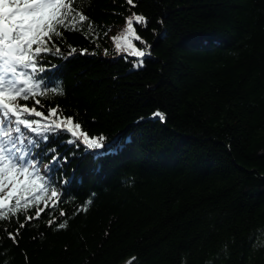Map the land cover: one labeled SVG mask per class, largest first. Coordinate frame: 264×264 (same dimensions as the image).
Instances as JSON below:
<instances>
[{"label":"trees","instance_id":"16d2710c","mask_svg":"<svg viewBox=\"0 0 264 264\" xmlns=\"http://www.w3.org/2000/svg\"><path fill=\"white\" fill-rule=\"evenodd\" d=\"M71 2L48 41L46 91L18 101L43 112L24 116L40 135L22 136L54 151L38 167L61 195L22 205L33 219L15 241L0 233V264H264V0ZM133 12L147 19L134 25L142 67L113 40ZM51 108L119 145L68 143Z\"/></svg>","mask_w":264,"mask_h":264},{"label":"snow or ice","instance_id":"6c2138e0","mask_svg":"<svg viewBox=\"0 0 264 264\" xmlns=\"http://www.w3.org/2000/svg\"><path fill=\"white\" fill-rule=\"evenodd\" d=\"M126 2L135 7L133 0ZM70 14L76 15L71 0H0V193H6L0 195V233L13 241L19 235V229L24 228L25 224L33 219L31 215L26 216L24 221L19 219L22 205L24 209L31 207L30 201L41 200L40 193H50L53 201H57L61 195L57 187L53 186L54 181L51 178L46 179L47 173L41 174V168L38 167V164H44V161H38L37 157L53 150L46 149L38 140H27L22 136V128L40 135V120L24 116L27 114L44 118L43 112L37 111L35 107L21 106L18 101H27L37 95H43L46 91L40 74L45 72L44 63L51 52L48 41L54 35L60 34L58 29L66 26L71 18ZM85 19V15L79 14L80 21ZM134 25L147 27L146 17L133 12L126 19L125 32L121 36L113 37V40L122 41L124 50L138 58L137 66L142 67L143 58L150 53L133 43V40L145 43L137 34ZM116 47L120 49L121 43H116ZM72 52H75V49H72ZM56 53H60L59 48H56ZM51 91L56 92L57 89ZM36 103L39 104L40 100L37 99ZM48 111L49 117L59 118V123L55 119L51 121L54 128H63L73 137L68 143L79 140L88 149H104L105 153L119 145L118 141H114L113 144L105 146L102 136L90 138L81 129L80 123L74 122L72 117H64L58 108ZM154 116L161 121L166 118L160 111H156ZM43 131L46 133L51 131V128H45ZM24 135L26 136V133ZM43 138L47 139V136ZM37 145L42 152L33 155L31 147ZM103 154L97 153L101 156ZM52 160L54 163V151ZM52 206L55 207V203ZM84 210L86 208L81 209ZM41 211L40 208L36 209L34 215L37 219ZM59 215L64 216L65 213L61 211ZM9 224L13 225L12 231L7 230ZM48 224L56 225L57 228L66 226L65 222L56 224L52 219L48 220Z\"/></svg>","mask_w":264,"mask_h":264},{"label":"rangeland","instance_id":"374dc122","mask_svg":"<svg viewBox=\"0 0 264 264\" xmlns=\"http://www.w3.org/2000/svg\"><path fill=\"white\" fill-rule=\"evenodd\" d=\"M2 194H4V193H0V195H2ZM125 264H127V263H125Z\"/></svg>","mask_w":264,"mask_h":264}]
</instances>
